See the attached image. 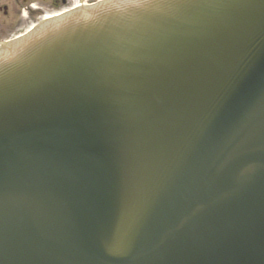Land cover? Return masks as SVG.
<instances>
[{
  "label": "water",
  "instance_id": "obj_1",
  "mask_svg": "<svg viewBox=\"0 0 264 264\" xmlns=\"http://www.w3.org/2000/svg\"><path fill=\"white\" fill-rule=\"evenodd\" d=\"M0 264H264V0H106L4 45Z\"/></svg>",
  "mask_w": 264,
  "mask_h": 264
},
{
  "label": "flooded vegetation",
  "instance_id": "obj_2",
  "mask_svg": "<svg viewBox=\"0 0 264 264\" xmlns=\"http://www.w3.org/2000/svg\"><path fill=\"white\" fill-rule=\"evenodd\" d=\"M100 0H0V47L39 21Z\"/></svg>",
  "mask_w": 264,
  "mask_h": 264
}]
</instances>
